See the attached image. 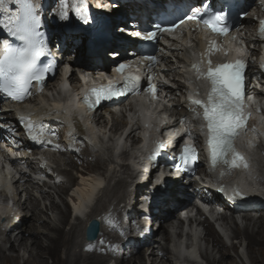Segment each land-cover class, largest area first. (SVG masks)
Returning a JSON list of instances; mask_svg holds the SVG:
<instances>
[{
    "label": "bare ground",
    "instance_id": "obj_1",
    "mask_svg": "<svg viewBox=\"0 0 264 264\" xmlns=\"http://www.w3.org/2000/svg\"><path fill=\"white\" fill-rule=\"evenodd\" d=\"M90 1L92 4L98 6L101 3L104 5L107 4L108 6L107 2L109 0ZM111 1L116 3V5L120 4L123 10V15L117 22L113 21L114 23H105L100 21L97 16H93L94 20L88 30H81L76 22H71L70 26L73 30L68 34L66 33L67 30L65 28H61L60 30L55 26V22L61 18L60 10L63 0L60 1L59 5L56 6L53 11L50 6V0L45 1L41 10L46 14L43 29L49 32V45L51 46V52L54 50L53 53L58 55L67 53L66 61L69 63L75 58L76 63L80 67L96 70L100 68L99 63L106 60V54L107 56L108 54L110 55L112 50L115 51L116 49H120L123 45L119 39L123 38L124 40H128V38L123 36L120 32H115L116 30L122 27L134 26L133 21L139 23L138 20H133L132 17L135 15L138 18L140 16H145L151 19L153 13L158 11L157 8L159 5L167 2V0ZM192 1L198 6H201L202 4V0ZM115 8L116 6L114 9ZM71 19L72 13H69L67 19L64 20L68 21ZM114 27H117V29L115 30ZM0 34H2L4 38H7L6 32L0 30ZM67 35L72 36L69 41ZM107 35L112 36V38H107ZM97 36L101 37L100 39L102 41L99 47L90 51L82 48V45L80 44L82 38L84 41L88 40L90 42H96L98 40ZM68 42L71 43V46L68 45ZM232 49H241V47ZM232 49L229 47L227 50H224V53L227 52L228 54H232L234 52ZM72 52L73 54H71ZM109 58L111 57L109 56ZM187 64L188 62L181 61L180 65L185 68ZM257 74H261V71L259 68H254L251 75L254 76ZM78 81L79 77L77 76L76 82ZM180 84L183 85L182 83ZM255 89L256 88L253 86L252 90L255 91ZM57 95H61V92H58ZM41 96L45 97L46 101L49 102L45 106L46 108L66 107L67 112H71V103L67 104L64 101L57 99V96H54L53 98H47L45 95H40V97ZM262 96L264 97V93H262ZM40 97L39 99H41ZM178 110L187 112V106L182 104L178 107ZM189 116L190 115L188 114L185 115V117L180 116L178 122H182L184 118H189ZM7 118H12V115H7ZM32 118L38 120V122H36V131L40 130V132H36L37 139L35 140L30 138V134L25 130L23 125L19 124L17 121L4 122V124L9 125L10 130H8L6 126L0 127V139H3L8 143L12 152L20 154V158L16 163L26 166L38 175L48 176V168L38 170L36 166L37 150L44 145L51 149V151L53 148L64 149L65 147L62 151L64 157L62 159L65 164L72 168H76L79 164H84V169H81V172L78 174L80 177L79 183L73 184L76 181V175L67 168L62 169L60 167V161L62 159L56 158L57 156L51 152L49 155L50 157L46 158L45 156L44 159H51V161L54 162L58 173L57 175L66 178V182L55 181L54 186L45 183L44 186H48L50 189L46 190L38 187L36 178L29 174L24 175L27 179L26 187L20 186L18 191H15L14 195L16 198V210L12 216L7 218L4 224L0 225V264H19L20 260H22V264H108L112 259L114 264H147L142 247L152 241L153 244L149 245L151 247L153 245V249L151 250L150 246L148 247V250L151 251L148 257L150 264H182L185 259L193 257L196 253H199L203 262L206 260V264H239L236 257H234V255L230 253V250L226 248V245L231 246L230 248L237 253V257H240L239 249L243 244L248 248L250 264H264V205H249V208L247 209H250L252 212H259V215L255 217L246 211L242 215L243 222L242 220L241 222L244 225L242 224L241 226L238 224L235 217L229 219L225 214L223 216V219L227 220L225 229L227 234L225 235L221 234L213 224L206 222L207 228H205V232L208 230L210 233L209 236L204 239H196L192 236L196 242L191 241L190 239L192 238L189 237H177L175 244L170 246L169 243L172 242V229L179 228L183 222L179 212L186 200L190 198L189 188H193L195 191L197 184L185 186L184 184L181 185L178 180L168 179L165 181L162 189L156 188L150 193V189L152 188L142 182L143 180L140 179L141 176L138 174H131L128 172L130 170L129 166L122 165L121 170L128 174L130 180H127L124 176H121V178L118 177L115 181V187L112 189L110 187V182H112V178L115 175L118 166L114 165L112 162H109V164L105 162L104 164L103 160H107V158H105L106 154H91L88 151L90 146L84 140L85 131L81 124L75 122V132L67 133L66 135L64 124L59 119L54 118L53 114L47 110L40 109L36 111ZM94 121L100 126L103 125L105 127L107 125L106 116L99 114L98 111L94 115ZM113 125H115L114 128L117 130L116 124ZM92 130L93 128L91 127V131ZM41 131L43 133L42 136L40 135ZM52 135L56 138L58 137V143L53 139H49V136ZM109 138L112 139L111 136ZM48 141H51V143H48ZM76 143H81L85 145L86 148L83 150L81 149L76 155H71L67 151V148L77 145ZM134 143H137V140H134ZM57 145L59 147H57ZM4 153L5 155H11L10 153L7 154V151ZM108 159H112L111 155ZM164 164L171 167L165 162ZM106 165H108L107 171H105ZM111 165H114V171L112 173H110L112 171ZM121 170L119 172H121ZM152 171L153 170H151V172ZM57 175L51 179L58 178ZM101 175H103V177ZM151 176L150 173L147 182ZM106 182L107 185L103 188V185ZM71 184L74 186L77 185L75 194L78 199H73L79 201L82 198V200L86 199V201L90 203L89 211L83 218L78 216L75 217L73 215L68 202L67 205L70 208L69 210L60 209L58 208L56 201L53 199L55 195L64 199V195L68 193ZM96 184H98V187L95 189ZM128 184H130L131 187H135V189L131 192H128V190H122V193L119 194V191ZM32 191H40V197L42 200L39 199V197L37 198L34 196V192L32 193ZM136 192L140 197L135 196ZM150 196V209L144 210L143 207L138 208L137 206V213L133 212L134 214L130 217L129 224L125 223L124 215L127 213L126 211L128 208L135 203H138L139 199L141 200V203H143ZM124 197L128 199L122 207L120 205L117 209L118 216L115 215L116 213L112 214V212L108 216L99 219L101 212L107 211L112 204H115V210L116 205L121 204L119 201ZM41 201L45 204L47 212L46 216H48L49 221L48 219L46 221L42 218V213L44 211L40 208ZM47 201H50V205H48L49 207L47 206ZM223 202L225 201L223 200L222 203ZM74 204L77 203L74 202ZM155 208L158 210L156 211ZM37 209H40L42 213L37 212ZM58 209L59 212L54 218H52L50 213H53L54 210ZM29 212H31V214H29ZM71 218L79 221L74 223L70 229L66 231L62 226L68 222V220L70 221ZM93 218L99 219L101 224L103 222L102 220L105 219L109 225V231L107 232L100 227V232L95 240L88 241L85 236V240H80L79 236L83 234L85 235L88 222ZM137 218L139 221H141V218H144V220L149 219V222H152L155 219L156 222L159 223L157 224L158 234L153 236L152 233H150L147 234V237L144 240L142 238L143 241L139 240L140 233L145 229L143 225L144 223H142L143 221L140 223ZM136 219L137 222H135ZM110 220L114 222V225L109 223ZM131 222H134V225H136L135 230H138L139 232L136 237L130 236L132 233L131 228L133 227L130 224ZM242 227L243 229H241ZM14 228L19 229L18 232L20 233H17L16 237L13 239L11 231L14 230ZM101 240L104 242L102 245L100 244ZM220 240L225 244L221 245ZM238 240L242 241L234 242ZM158 241L161 242V244H159L161 251L158 254L160 258L154 249V244ZM227 241L230 242L229 245L227 244ZM17 242L18 245L16 244ZM165 242H167V244H165ZM206 245H208L210 249H213L212 251L216 252L218 257L213 255L214 252L206 251V248L204 249ZM121 246H124L125 249L121 248ZM134 250H137L138 254H136ZM61 251L64 252V256H61ZM49 259H52L51 263L49 262Z\"/></svg>",
    "mask_w": 264,
    "mask_h": 264
},
{
    "label": "snow or ice",
    "instance_id": "obj_2",
    "mask_svg": "<svg viewBox=\"0 0 264 264\" xmlns=\"http://www.w3.org/2000/svg\"><path fill=\"white\" fill-rule=\"evenodd\" d=\"M264 3V0H261ZM9 4L17 6L15 12L9 11ZM69 0H63L60 10V17L67 19L68 17ZM40 4L33 3L32 0H0V13L3 18H0V25L16 37L20 43H11L8 40L3 41L0 47V91L6 94L7 97L15 101H22L27 95H30V88L42 85L49 73L53 71L51 62L43 63L41 57L46 56L45 37L41 33L42 17L39 14ZM78 14L82 12L79 6H76ZM198 23L202 22L205 29H210L212 33L219 37L227 36L230 27L227 24V17L222 11L206 13L205 18H201L198 9H192L191 14L182 18L179 23L183 24L184 20ZM259 31L264 33V19L259 21ZM177 24L165 26L161 29L160 25H156L158 30L169 32L176 28ZM137 38H141V33H135ZM157 38L156 32H148L142 37L144 40H154ZM234 39V38H233ZM221 51L216 39L209 43L207 55V67L205 71L200 73L210 81V90L206 100L195 99L191 103L200 109L202 112H195L196 118L201 119V131L206 134L205 143L209 151L210 164L213 169L220 165L228 168H239L241 164L244 168L248 165L245 157L236 149L235 140L241 132L247 131L248 115L245 114V99H246V57L241 53V49H236L240 53L235 60L225 62H214L211 59L213 51ZM228 53L226 52L225 55ZM203 56V54H202ZM149 61V66L152 62L157 61L155 55H150L145 58ZM131 61L128 63H120L115 69L120 73L119 81H109L105 85L98 87L94 86L83 97L91 108L92 104H99L102 100H111L114 97H119L125 93H130L139 90L141 76L138 71H125L130 68ZM197 68V65H193ZM199 78V77H198ZM152 76H148L147 91L151 93L153 99L156 98L158 85L151 83ZM35 82V85L33 84ZM166 84L167 81H164ZM91 101V102H89ZM24 121V117L19 118ZM147 126V125H146ZM36 123L28 120L25 123V130L30 134L31 139H37L36 135H32ZM255 129H253L254 131ZM42 131L40 135L42 136ZM186 135L190 133L186 132ZM51 143V141H48ZM57 147H59L57 145ZM164 144L157 143V148L150 155V159L155 160L160 149ZM198 152L196 147L191 142H185L180 155L178 157L181 162L176 165L178 169L187 171L198 160ZM223 175V173H221ZM236 195H240L237 191ZM74 208L80 214H83L84 209L74 205ZM95 223V222H94ZM114 225L113 221H109ZM103 240L100 241L102 245Z\"/></svg>",
    "mask_w": 264,
    "mask_h": 264
},
{
    "label": "rangeland",
    "instance_id": "obj_3",
    "mask_svg": "<svg viewBox=\"0 0 264 264\" xmlns=\"http://www.w3.org/2000/svg\"><path fill=\"white\" fill-rule=\"evenodd\" d=\"M47 1V0H46ZM60 1L61 0H50V2H51V4H50V6H51V9H52V11L54 10V8L56 7V6H58L59 5V3H60ZM50 13H51V10H50ZM69 13H71V10H70V3H69V7H68V14ZM123 13V10H122V7H121V5L120 4H117L116 5V9L115 10H113V11H111V12H108V13H96V15H97V17H98V19L100 20V21H102V22H105V23H114V22H116V21H118L119 20V18L121 17V14ZM74 18L72 17V19L71 20H68V21H66V20H64V19H62V18H60V20H57L56 22H55V26L58 28V29H60L61 30V28L62 29H72V27L70 26V24H71V22H74L75 23V19L73 20ZM103 19V20H102ZM114 21V22H113ZM67 24V25H66ZM120 25H122V24H120ZM114 29L116 30L117 29V27H114ZM120 29V28H119ZM114 30V31H115ZM115 32H118V30H116ZM68 33H71V32H68ZM67 33V34H68ZM119 33V32H118ZM69 37V38H68ZM72 38V36L71 35H67V39H68V41L70 40ZM84 40H83V38H82V41L80 42V44L82 45V48L83 49H86V50H92V49H94V48H96V47H99V45H100V43L99 42H91V43H89V45L87 46V44H84ZM68 45L69 46H71V43H69L68 42ZM67 45V46H68ZM93 45V46H92ZM89 47V48H88ZM90 47H92V48H90ZM111 52H115L114 50H112ZM71 54H73V52L71 53ZM110 55H108L107 57H109ZM111 59V58H110ZM41 99V101L45 104V105H47L49 102H47L46 101V99H45V97H40ZM54 102V101H53ZM105 131H108V129H105ZM110 134H112L113 133V131L110 129L109 131H108ZM53 136V135H52ZM50 139H53V140H55L57 143L59 142V140H58V137L57 138H55V136H53V137H50ZM66 144H68V143H66ZM77 145H74V146H70V147H68L67 148V151L71 154V155H76L81 149L83 150V149H85L86 147H85V145H83V144H81V143H76ZM64 149H65V147H64ZM63 148L62 149H58V148H53L52 149V153H54V155L55 156H57L56 158H58V159H62V158H64L63 157V154H62V151L64 150ZM91 154H97V152H95L94 150H91V149H89L88 150ZM62 154V155H61ZM110 156V155H109ZM108 155H106L105 156V158H107L108 159V157H109ZM61 168L62 169H65V168H67L68 170H71L74 174H79L80 172H81V169H84V164H79L76 168H72V167H70V166H68L67 164H65V162H64V160L62 159L61 161ZM105 162L106 163H108V161L105 159V160H103V163L105 164ZM36 163H37V161H36ZM49 164H51L52 166H53V169H49V173H48V176L46 175V176H39V178H36V182L38 183V187H40V188H43V189H46V190H50L49 189V187L48 186H44V184L46 183V184H48V185H52V186H54V182L55 181H61V182H66V178H64V177H61V175H57L58 173H57V169H56V165L54 164V162H52V161H50L49 162ZM103 167H104V165H103ZM111 169H112V171L110 172V173H112L113 171H114V165H111ZM121 169H119V170H117L116 172H115V175L113 176V178H112V182H110V187L113 189L114 187H115V181L117 180L116 178H121V176H124L125 178H127V180H130V178H128V174L127 173H124L122 170H121V172H119ZM105 171H106V169H105ZM131 170H129L128 172H130ZM116 173H117V175H116ZM56 175L58 176V178H56V179H51V178H53V177H56ZM133 188V190H134V187H132ZM132 188H131V185L130 184H128V185H126L124 188H122L120 191H119V194H121L122 193V190H128V192H131V191H133L132 190ZM190 190V189H189ZM34 192V193H33ZM32 193L34 194V196H36L37 198L39 197V199H41V197H40V191H32ZM190 194H191V192H190ZM65 196V195H64ZM135 196L136 197H140L139 196V194H135ZM112 197V196H111ZM54 199V201H56V203H57V205H58V208H60V209H70L69 208V206L67 205V200H66V202H65V198L64 199H62L61 197H59V196H57V195H55V197L53 198ZM128 198H126V197H124L121 201H119L121 204H118V205H116V209L115 210H113V213L112 214H115L116 216H118V213H117V209L120 207V205H121V207L123 206V204H125V201L127 200ZM42 200V199H41ZM117 201V202H118ZM124 202V203H123ZM47 203V206L48 205H50V201H47L46 202ZM69 204V203H68ZM142 203H141V200L139 199L138 200V203H135L134 205H132V206H130L129 208H128V210L126 211L127 213L124 215V222L125 223H128L129 222V220H130V217L132 216V214H134V213H137V206H138V208L139 207H143V205H141ZM115 205V204H114ZM107 206H108V204H107ZM111 206H113V204L111 205ZM111 206L109 207V209H111ZM49 207V206H48ZM40 208L44 211L43 213H42V211H40V209H37L36 211L37 212H41L42 213V218L43 219H45L46 221H47V219H48V221H49V218H48V216H46V208H45V204H44V202L43 201H41L40 202ZM109 209L107 210V211H109ZM107 211H103V212H101L100 213V215L102 214V213H105V212H107ZM50 212V211H49ZM59 212V209L58 210H54V212L53 213H50V215H51V217L52 218H54L55 216H56V214ZM134 212V213H133ZM250 213V215H254L255 217L256 216H258L259 215V212L257 213V212H249ZM29 214H31V212H29ZM113 218V217H112ZM72 219V218H71ZM70 219V221L68 220V222H66L65 224H63V226L62 227H64V229L66 230V231H68L69 229H70V227L74 224V223H76V222H78L79 220H71ZM138 219V218H137ZM137 219L135 220V222H137ZM51 220V219H50ZM141 221H139V219H138V222H142V223H149V225H148V227L146 228V230L147 231H145L146 233L148 232V233H152V235L154 236V235H157L158 234V225H157V223L158 222H156V220L154 219V221H152V222H149V220L147 221L146 219L144 220V218H141L140 219ZM103 222H102V224H101V228L103 229V230H105V231H109V225H108V223L105 221V219H103L102 220ZM242 222H243V220H242ZM241 221H240V224L242 225L243 223H242ZM129 224V223H128ZM131 224V226H133L131 229H132V235L130 234V236H132V237H136V235L139 233L138 232V230H135L136 228V225H134V222H131L130 223ZM157 225V226H156ZM244 225V224H243ZM130 226V227H131ZM18 227H20V226H18ZM241 229H243V227L241 228ZM19 231V229H15L14 228V230H12L11 232H12V237H13V239L16 237V235H17V233H20V232H18ZM2 232V231H1ZM52 232V231H51ZM145 232H142V233H140V235H139V240H141V241H143L145 238ZM142 234V235H141ZM134 235V236H133ZM86 237V235H81V236H79V239L80 240H85V237ZM143 236V237H142ZM142 238H143V240H142ZM221 240H222V238H221ZM220 240V244L221 245H223V244H225V243H223V241H221ZM243 240V239H242ZM242 240H238V241H234V242H239V241H242ZM17 245H18V242L16 243ZM150 245L151 244H153V241L152 242H150L149 243ZM148 243L147 244H145V245H143V247H142V251H143V253H144V255H145V257H146V260H147V264H150V261L148 260V257H149V253H151V251L150 250H148V247L150 246ZM159 244H161V242H157L156 244H154V249H155V251L157 252V255L159 254V252L161 251V249H160V245ZM244 245V244H243ZM214 246H216V245H214ZM152 247H153V245H152ZM151 246H150V249L152 250L153 248H152ZM231 246H227L226 245V248H228L229 250H230V253L232 254V255H234V257H236V260H237V262L239 263V264H250V258H249V254H248V248H247V246L246 245H244V246H241L240 247V249H239V254H240V257H237V253L235 252V251H233L231 248H230ZM121 248H124L125 249V247L124 246H121ZM206 251H211L212 253L214 252V251H212L213 249H210L209 247H208V245H206ZM214 248V247H213ZM131 251H132V249H131ZM134 252L136 253V254H138V252H137V250H134ZM60 254H61V256H64V252L63 251H61L60 252ZM213 255H215L216 257H218L217 255L218 254H216V252H214L213 253ZM158 257L160 258V256L158 255ZM22 260H20V262H19V264H22V262H21ZM49 262L51 263L52 262V259H49ZM205 262H206V260H205ZM108 264H114V261H113V259L111 260V261H109L108 262Z\"/></svg>",
    "mask_w": 264,
    "mask_h": 264
},
{
    "label": "water",
    "instance_id": "obj_4",
    "mask_svg": "<svg viewBox=\"0 0 264 264\" xmlns=\"http://www.w3.org/2000/svg\"><path fill=\"white\" fill-rule=\"evenodd\" d=\"M99 230H100L99 221L96 218L92 219L86 228V234H87L88 239L89 240L96 239L99 233Z\"/></svg>",
    "mask_w": 264,
    "mask_h": 264
}]
</instances>
